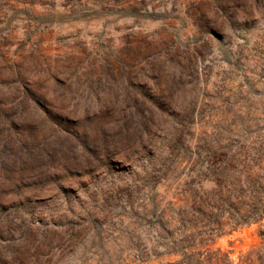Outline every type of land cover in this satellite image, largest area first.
Wrapping results in <instances>:
<instances>
[{
    "label": "rangeland",
    "instance_id": "rangeland-1",
    "mask_svg": "<svg viewBox=\"0 0 264 264\" xmlns=\"http://www.w3.org/2000/svg\"><path fill=\"white\" fill-rule=\"evenodd\" d=\"M264 0H0V264H260Z\"/></svg>",
    "mask_w": 264,
    "mask_h": 264
},
{
    "label": "trees",
    "instance_id": "trees-1",
    "mask_svg": "<svg viewBox=\"0 0 264 264\" xmlns=\"http://www.w3.org/2000/svg\"><path fill=\"white\" fill-rule=\"evenodd\" d=\"M260 258V264H264V250L261 251V255L259 256Z\"/></svg>",
    "mask_w": 264,
    "mask_h": 264
}]
</instances>
